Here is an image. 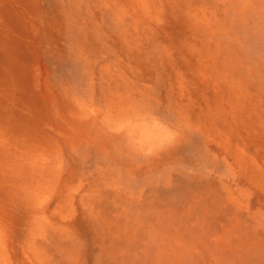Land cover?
<instances>
[{
  "label": "rangeland",
  "instance_id": "obj_1",
  "mask_svg": "<svg viewBox=\"0 0 264 264\" xmlns=\"http://www.w3.org/2000/svg\"><path fill=\"white\" fill-rule=\"evenodd\" d=\"M0 264H264V0H0Z\"/></svg>",
  "mask_w": 264,
  "mask_h": 264
}]
</instances>
